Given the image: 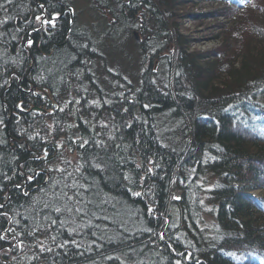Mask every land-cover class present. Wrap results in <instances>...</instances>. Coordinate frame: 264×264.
Instances as JSON below:
<instances>
[{
	"label": "trees",
	"instance_id": "1",
	"mask_svg": "<svg viewBox=\"0 0 264 264\" xmlns=\"http://www.w3.org/2000/svg\"><path fill=\"white\" fill-rule=\"evenodd\" d=\"M93 1L113 20L70 31L67 2L53 29L0 0V264H264V13L229 19L250 46L233 29L204 54L179 32L183 0ZM136 30L137 85L108 65Z\"/></svg>",
	"mask_w": 264,
	"mask_h": 264
},
{
	"label": "rangeland",
	"instance_id": "2",
	"mask_svg": "<svg viewBox=\"0 0 264 264\" xmlns=\"http://www.w3.org/2000/svg\"><path fill=\"white\" fill-rule=\"evenodd\" d=\"M69 1L74 6L76 12L79 15L78 17L80 18L81 21L86 22L92 19V17L90 16L91 15L90 12L93 10V6H96V3L93 0L92 1L69 0ZM175 2H182V3L174 4L173 7L174 12L178 14V17H176L175 20L178 24L179 32L184 34V36L188 39L190 51L200 52L204 54L210 53L214 51V49L219 48L220 45L223 43V38L225 37V35L226 36L229 35L230 32L232 34L233 29L236 30V28L240 26V24L233 26L234 21L230 23L229 21L230 18L235 16L236 18L247 16V19L249 20V19H255L254 16L256 14V11L259 13H264V0H259L258 3H253L251 6L245 9L243 8L237 9L235 7L226 4V2L221 0H183V1H175ZM228 13L229 14L233 13L235 15L233 14L229 15ZM103 17L109 20H113V17L111 15L107 17L103 15ZM238 23H241V18L240 21L238 19ZM242 24H245V22ZM253 29H256V27H254ZM258 30L263 31L264 28L258 26L256 31ZM252 31H249V29H247L246 32H241L239 30H236L234 31V36L237 39L241 40V42L242 41L245 42L244 44L245 46L246 45L250 46V42L249 43L247 42L248 41L247 38L252 36V38L254 39V34L252 35L251 33ZM136 33L138 34L139 37L137 44L135 43L134 39H132L131 34L127 36V39H125L126 41H124L125 43L123 42V45H125L124 46L125 50L123 52L125 54L124 56H122L120 62L118 60H114L113 61L114 64L108 62V65L109 67H111L112 71L115 70L117 72L120 70L122 74L128 76L132 81V83L135 85L138 84L140 80V74L144 69V65L141 62L142 56L139 54L142 53L141 38L143 36L139 30H136L135 36ZM119 37L120 36H118V38ZM251 44L253 46V43ZM111 46L113 51V44ZM167 47L169 48V45ZM108 50L110 49L108 48ZM115 50L118 49H114V51ZM137 53L139 54V56L137 55ZM243 60H245L244 56L241 59V62ZM207 61L208 60H205V62ZM159 64L162 65L161 63ZM236 66L238 67V65ZM217 76L222 78L223 76H227V74L224 72V69H222L221 75H217ZM46 147H49V145H47ZM57 150L58 148L56 149V152ZM30 151H33V149L30 148ZM46 151L47 153H43L39 155L43 157L42 158L43 160L46 161L51 160V162L49 163L50 166L53 167L56 161V158L53 155H55L56 153L52 154V152H50L51 150H46ZM262 191H264L263 187H256L253 189V192L255 193H259ZM180 193H181L180 188H177L174 190L173 196L180 197ZM5 264H7V262Z\"/></svg>",
	"mask_w": 264,
	"mask_h": 264
},
{
	"label": "bare ground",
	"instance_id": "3",
	"mask_svg": "<svg viewBox=\"0 0 264 264\" xmlns=\"http://www.w3.org/2000/svg\"><path fill=\"white\" fill-rule=\"evenodd\" d=\"M29 2H35L36 6L40 9V11H37L38 12L37 14H40L41 13L42 20L44 18L51 19V14H55V13H50V14L47 13L48 10H50V8L54 7L55 3H57V2H67V6L61 12L63 13V16H66L67 15L68 18H69L68 28L70 29V31L72 29L75 30L76 28H78L79 26H81L83 24V22H84V21H81L80 18L78 17L79 15L76 12L74 6L72 4L69 5V2H70L69 0H29ZM116 3L118 5H120L122 2L121 1L119 2V0H116ZM40 5H43V8H41ZM70 7H72V8H70ZM90 14H91L90 16L93 19V21L91 23L96 28H99L103 24L102 23L103 20H101V17L103 15L106 16V17L109 16L110 9L107 8L106 10L102 11L101 8L99 7V8H96V9L92 10L90 12ZM61 22H62V16L60 14L59 17H58V19L56 20L55 26L54 27L52 26V28L55 29L56 27H59L61 25L60 24ZM15 23L17 24V22H15ZM34 26H32L33 28L30 27V33H31V35H32V32L34 33L35 31L40 30V27L39 26H35V27ZM32 41H33V39H32ZM33 63H34V60H31V64L30 65H32ZM31 67L32 66H30L29 70L31 69ZM32 83L35 84L34 82H32ZM32 89H34V88H32ZM174 197H176V196H174Z\"/></svg>",
	"mask_w": 264,
	"mask_h": 264
},
{
	"label": "snow or ice",
	"instance_id": "4",
	"mask_svg": "<svg viewBox=\"0 0 264 264\" xmlns=\"http://www.w3.org/2000/svg\"><path fill=\"white\" fill-rule=\"evenodd\" d=\"M11 2H12V0H4V3L5 4H11ZM3 6L4 5H0V7H3ZM40 7L43 8V5H40ZM59 15H60L59 13L51 14V19L44 18L43 20H41V17L40 16H37L36 19L37 20H41L42 24H47V25H50V26H53L54 27L55 26V23H56V20L58 19ZM6 22H7V18L5 19V21L0 22V23H6ZM32 43H33V41L31 39L27 40V45L28 46H31ZM33 94L35 95V93H33ZM144 106L145 107H148V105H144ZM17 108L23 110V104L17 105ZM0 123H2V121H0ZM38 158L39 157H37V159ZM20 167L22 168L23 166H20ZM16 175L23 176L24 173L22 171H14L12 176H9L6 173H4L2 175V179L5 180V181L11 182ZM33 178H34L33 176H27L26 177L27 180H32ZM13 187L16 188V189H20L22 187V185L19 184V183H15V184H13ZM0 191H3V184H0ZM24 195H27V193H24ZM136 195H140V193H136ZM4 199L5 200H8L9 197H4ZM4 207H5L4 204H0V209H2ZM56 211L59 212L60 209L57 208ZM77 211H79V209H77ZM149 211H151V210H149ZM4 215H6V214H4ZM53 223H55V221H53ZM161 239H163V234H161ZM176 264H181V261L180 260H177L176 261Z\"/></svg>",
	"mask_w": 264,
	"mask_h": 264
},
{
	"label": "water",
	"instance_id": "5",
	"mask_svg": "<svg viewBox=\"0 0 264 264\" xmlns=\"http://www.w3.org/2000/svg\"><path fill=\"white\" fill-rule=\"evenodd\" d=\"M70 8H72V7H70ZM137 38L139 39L138 34H137ZM33 88H35V86H33ZM42 90H44L45 92H47L46 89H42ZM33 108L35 109V108H41V107H39V106H35V105H34ZM41 109H43V108H41ZM46 153H47V152H46ZM35 157L43 158V157H41V156L39 155L38 151H36V155H35ZM41 169H43V168H41ZM35 175H36V174H35ZM6 262H7V264H11L10 260H9V261H6Z\"/></svg>",
	"mask_w": 264,
	"mask_h": 264
},
{
	"label": "flooded vegetation",
	"instance_id": "6",
	"mask_svg": "<svg viewBox=\"0 0 264 264\" xmlns=\"http://www.w3.org/2000/svg\"><path fill=\"white\" fill-rule=\"evenodd\" d=\"M48 13V12H47ZM51 13H57V12H51ZM50 14V13H49ZM61 14H63V13H61Z\"/></svg>",
	"mask_w": 264,
	"mask_h": 264
}]
</instances>
